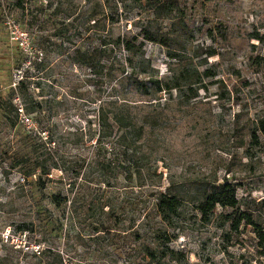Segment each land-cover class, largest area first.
I'll return each instance as SVG.
<instances>
[{
    "label": "rangeland",
    "instance_id": "374dc122",
    "mask_svg": "<svg viewBox=\"0 0 264 264\" xmlns=\"http://www.w3.org/2000/svg\"><path fill=\"white\" fill-rule=\"evenodd\" d=\"M151 4L0 0V100L16 122L0 111V264H141L151 190L181 199L169 232L183 255L166 264H264L256 227L241 218L231 228L250 216L264 231V0ZM103 40L93 69L76 61V47ZM120 104L144 124L127 151L112 138L95 144L99 108ZM22 131L41 137L47 164L57 160L47 177L11 166ZM136 165L149 186L138 185ZM223 183L236 204L202 213L198 200ZM52 194L72 204L57 208Z\"/></svg>",
    "mask_w": 264,
    "mask_h": 264
},
{
    "label": "trees",
    "instance_id": "16d2710c",
    "mask_svg": "<svg viewBox=\"0 0 264 264\" xmlns=\"http://www.w3.org/2000/svg\"><path fill=\"white\" fill-rule=\"evenodd\" d=\"M165 0H146V2L152 3L151 5L159 6L161 8L164 5ZM158 8V9H159ZM91 28L93 33L98 30V22L91 17ZM143 31V37L150 41H156L153 36V33L145 28ZM257 39L261 37L258 34L254 36ZM106 43L101 42L97 46L92 48H87L85 51L80 52V48L76 47V52L80 55L81 58H76V61L86 65L90 69H93L95 66L96 54H103L106 52ZM126 48H129V45L125 44ZM213 52H209L208 55H212ZM174 57V56H172ZM21 81L19 80L18 83ZM184 85H188V91H193V86L191 84H164L166 89L170 90L176 88L179 93L183 91ZM157 90H161L160 84L156 86ZM196 95V90L193 92L191 97ZM115 101L109 102L108 104H114ZM123 103V102H121ZM10 110H14L16 114L17 106H13L12 101L9 102ZM21 109V108H19ZM7 106L5 102L0 100V111L2 119L5 120L10 126H15L16 122L9 119V112H6ZM22 110V109H21ZM127 110V111H126ZM97 124L98 130L96 132V142L95 144L101 146L104 144V140L112 138L111 143L123 147L124 149L129 150L134 148V144L141 140L144 136V124L137 125L136 118L126 109L123 104L118 105L116 108L107 110L102 106L99 108L97 113ZM258 129L261 132L264 138V117L258 120ZM20 138V143L18 148L15 151V155L12 157L13 162L12 167H19L24 178L32 177L36 175L38 179H41L42 176L47 177L52 168L57 167V160H53L52 164H47L45 153L40 150L39 145L43 143L41 137L38 135H33L32 132L22 131ZM254 137V136H253ZM106 142V141H105ZM110 149V147H109ZM135 172L139 179V186H149V183L145 181L143 168L141 165L134 166ZM127 175L131 176L132 171L130 167H125L124 170ZM141 181V182H140ZM105 183L108 185V180L105 179ZM149 195L151 198L147 200L148 204L143 206L140 210V221L139 227L142 230L144 226H148L145 234L148 237V242L144 245L145 256L144 262L141 264H166L167 261L175 260L180 261L183 254L180 252H174L171 248V242L173 241L172 234L169 232V229L172 227L173 222L179 216L181 199L170 193L169 191L162 190H151ZM50 202L57 208L61 206L65 207L67 204L70 206L72 204V199L68 198L66 195L52 194L50 196ZM216 204L222 206L233 207L236 204L234 188L230 183L218 184L213 186L210 190H207L202 195V198L197 202V208L205 213L208 210L215 207ZM245 218L246 221L252 224L257 232L259 238L264 242V231L260 229V223L255 221L250 216H242L231 222V228H236L239 219ZM152 223L149 225V223ZM141 236L142 234H138ZM141 238V237H140Z\"/></svg>",
    "mask_w": 264,
    "mask_h": 264
},
{
    "label": "built area",
    "instance_id": "2783aa9c",
    "mask_svg": "<svg viewBox=\"0 0 264 264\" xmlns=\"http://www.w3.org/2000/svg\"><path fill=\"white\" fill-rule=\"evenodd\" d=\"M19 113H20V115H21L20 120H21L24 124L28 125V124L30 123V118H29L28 116L23 115L21 109H19Z\"/></svg>",
    "mask_w": 264,
    "mask_h": 264
}]
</instances>
